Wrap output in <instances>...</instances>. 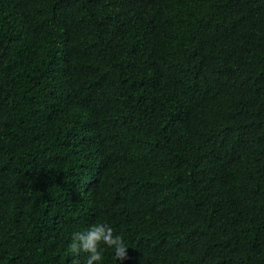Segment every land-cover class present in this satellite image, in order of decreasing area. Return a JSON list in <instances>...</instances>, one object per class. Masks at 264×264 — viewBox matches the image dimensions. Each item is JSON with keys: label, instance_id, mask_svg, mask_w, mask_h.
<instances>
[{"label": "trees", "instance_id": "trees-1", "mask_svg": "<svg viewBox=\"0 0 264 264\" xmlns=\"http://www.w3.org/2000/svg\"><path fill=\"white\" fill-rule=\"evenodd\" d=\"M264 264V0H0V264Z\"/></svg>", "mask_w": 264, "mask_h": 264}, {"label": "clouds", "instance_id": "clouds-1", "mask_svg": "<svg viewBox=\"0 0 264 264\" xmlns=\"http://www.w3.org/2000/svg\"><path fill=\"white\" fill-rule=\"evenodd\" d=\"M101 244L113 249L116 260L127 258L128 248L123 238L114 235L113 229L106 224H94L86 231L74 233L69 249L74 256H78L80 252L87 253L86 264H100ZM73 264H79V262L74 260Z\"/></svg>", "mask_w": 264, "mask_h": 264}]
</instances>
